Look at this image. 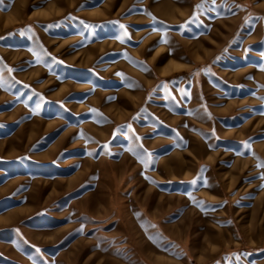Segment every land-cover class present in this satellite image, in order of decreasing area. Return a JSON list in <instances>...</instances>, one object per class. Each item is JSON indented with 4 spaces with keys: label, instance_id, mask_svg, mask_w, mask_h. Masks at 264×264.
Wrapping results in <instances>:
<instances>
[{
    "label": "rangeland",
    "instance_id": "1",
    "mask_svg": "<svg viewBox=\"0 0 264 264\" xmlns=\"http://www.w3.org/2000/svg\"><path fill=\"white\" fill-rule=\"evenodd\" d=\"M0 264H264V0H0Z\"/></svg>",
    "mask_w": 264,
    "mask_h": 264
}]
</instances>
